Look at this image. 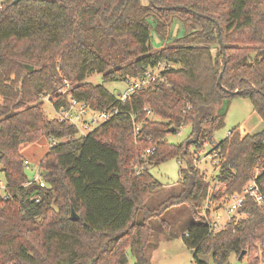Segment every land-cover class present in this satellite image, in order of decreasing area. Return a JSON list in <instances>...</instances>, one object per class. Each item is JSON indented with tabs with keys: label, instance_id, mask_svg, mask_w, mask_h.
I'll list each match as a JSON object with an SVG mask.
<instances>
[{
	"label": "trees",
	"instance_id": "trees-1",
	"mask_svg": "<svg viewBox=\"0 0 264 264\" xmlns=\"http://www.w3.org/2000/svg\"><path fill=\"white\" fill-rule=\"evenodd\" d=\"M154 33L165 44L159 49ZM161 62L173 64L166 80L125 101L87 80L101 73L104 82L129 83ZM221 74L239 93L218 85ZM64 79L91 109L116 114L85 135L51 118L43 99L65 104ZM236 96L249 98L264 120V0H0V162L12 193L0 201V264H151L154 218L170 226L163 214L181 204L194 218L183 236L194 261L212 254L225 264L244 250L248 264L264 260V206L248 198L245 215L213 230L203 213L210 184L194 165L196 151L211 143L223 154L214 179L226 193L258 172L264 191V127L243 135L236 127L215 141L225 126L221 107ZM185 125L188 139L170 144L167 135ZM41 137L58 140L39 164L44 187L27 176L20 151ZM153 146L155 154L142 158ZM171 159L186 163L179 188L148 207L162 186L150 168Z\"/></svg>",
	"mask_w": 264,
	"mask_h": 264
},
{
	"label": "rangeland",
	"instance_id": "rangeland-1",
	"mask_svg": "<svg viewBox=\"0 0 264 264\" xmlns=\"http://www.w3.org/2000/svg\"><path fill=\"white\" fill-rule=\"evenodd\" d=\"M173 31L174 34L179 37L183 36L185 33L183 26L180 24H177ZM163 45L165 44L161 41L160 37L154 33L153 46L156 49H159L163 47ZM87 80L95 84H104L107 89L116 95L123 94L129 86V83L126 81L104 82L103 75L101 73H95L88 77ZM43 100L44 110L49 116L53 115L55 112L51 102L48 98H44ZM221 111L224 113L225 126L216 132V142H219L221 139L227 137L229 131L236 127H239V132H241L242 135L246 133H256L264 127V120L255 111L252 101L247 97L236 96L231 98L223 104ZM98 124L99 122H95L92 129ZM190 133L191 126L185 125L178 133L168 134L167 140L170 144L176 146L185 142ZM52 142L53 141L47 137H41L34 143H24L21 145V154L24 158L30 161V167L26 169V174L29 178L32 179L34 177L37 169L39 168L41 159L48 152ZM211 148L212 144L208 143L204 149L196 151V161L194 163V165L199 168L200 172L209 182L210 194L216 192L218 188H223L224 185V183L214 179L220 162L215 164V158L209 156V153L213 151H210ZM198 157L200 160H198ZM184 164L185 162H180L177 159H171L150 168L151 173L154 175L155 179L162 184V186L148 196V198L144 201L145 205L148 207H157L168 197L172 189L179 188L180 171ZM261 169L262 167L260 166L259 169H255L254 172L256 173ZM0 180L7 181L1 162ZM220 198L221 197L218 199ZM205 204H208V200L203 203L204 206ZM163 215L164 216L162 218H164L170 226L161 222L160 219L157 220L154 218L155 221L153 222L155 226L147 247V254L149 255L150 260L154 250L157 249L158 246L159 247L157 252L154 253L155 256H153L154 263L151 260V264H190L193 261V253L183 240L185 231L188 229L190 223L194 221L190 208L185 204L177 205L169 209ZM167 232L175 234V237L172 238L171 236L173 235H169ZM200 258L204 261V264H215L212 254L200 255ZM248 261V256H245L243 259H239L237 255L232 254L225 264H248ZM130 262H134V258L131 255ZM258 264H264V260H261Z\"/></svg>",
	"mask_w": 264,
	"mask_h": 264
},
{
	"label": "built area",
	"instance_id": "built-area-1",
	"mask_svg": "<svg viewBox=\"0 0 264 264\" xmlns=\"http://www.w3.org/2000/svg\"><path fill=\"white\" fill-rule=\"evenodd\" d=\"M171 66H173V64L161 62L157 66L148 69V71L142 77L131 79L127 90L120 95L121 100L125 101L136 90H142L148 86H151L158 80L165 81L166 77L163 75V71L169 69ZM63 83L64 85L59 88V93H61V95H67V102L65 104L61 103L60 106H55V102L57 101L54 100L53 103L51 99L47 97L51 102L55 112L53 115H51V118H55L60 121H67L75 125L79 129L80 134L85 135L92 130L93 124L95 122H99L100 124L101 122L109 119L111 116L116 114L117 111H96L91 109L88 104L78 100L77 98L72 96L71 93H69V90L71 89L70 81L64 79ZM146 110L148 113H151L150 109L146 108ZM139 130L140 125L135 124V132H139ZM232 134L233 132L232 130H230L228 135ZM54 143L55 141H53L50 145H53ZM155 152V146L149 147L145 150V152L142 153V158H145L148 155L155 154ZM209 156L215 158V164L221 162L223 158V154L220 149H214L211 153H209ZM198 160H200L199 157ZM29 167L30 161L28 159H25V168L28 169ZM144 167L145 166L138 164L135 167L136 173L140 174ZM183 167H186V163ZM258 174L259 172L256 174L254 179L248 182L241 191L226 193V184L224 183L223 188H218L216 190V193L220 192L223 194L220 199H211V194L209 193V197L207 199L208 204H205L203 213L213 230H222L234 218L245 215V212H243L241 209L248 198L254 200L258 205L264 206V191L256 181V177ZM32 181L39 182V184L43 187L46 186V183L41 175L40 168L37 169L34 177L32 178ZM11 198L12 193L7 184V181L0 180V201L9 200ZM211 206H213L214 208ZM190 264L199 263L193 260Z\"/></svg>",
	"mask_w": 264,
	"mask_h": 264
},
{
	"label": "water",
	"instance_id": "water-1",
	"mask_svg": "<svg viewBox=\"0 0 264 264\" xmlns=\"http://www.w3.org/2000/svg\"><path fill=\"white\" fill-rule=\"evenodd\" d=\"M221 45H222V47L224 46L223 43H221ZM218 85H219V86H220L225 92H228V93H230L231 95H235V94L239 93V91H234V92H232V91H230L229 89H227L226 87L223 86V84H222V74L220 75V77H219V79H218ZM175 130H176V128H174V127L170 128V131H171V132H174ZM71 219L74 220V221H77V220L79 219V215L77 214V212H76L74 209H72ZM245 255H246V251L244 250V251L241 253V255H240L239 258L242 259Z\"/></svg>",
	"mask_w": 264,
	"mask_h": 264
},
{
	"label": "crops",
	"instance_id": "crops-1",
	"mask_svg": "<svg viewBox=\"0 0 264 264\" xmlns=\"http://www.w3.org/2000/svg\"><path fill=\"white\" fill-rule=\"evenodd\" d=\"M158 247H159V246H158ZM158 247H157V249H158ZM157 249H155L154 252H153V255H152V258H151L152 262H153V256H155L154 253L157 252ZM153 263H154V262H153Z\"/></svg>",
	"mask_w": 264,
	"mask_h": 264
}]
</instances>
